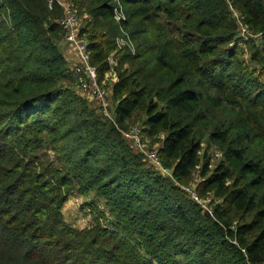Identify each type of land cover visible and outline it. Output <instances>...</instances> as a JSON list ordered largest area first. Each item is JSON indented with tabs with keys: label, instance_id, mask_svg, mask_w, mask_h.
<instances>
[{
	"label": "trees",
	"instance_id": "16d2710c",
	"mask_svg": "<svg viewBox=\"0 0 264 264\" xmlns=\"http://www.w3.org/2000/svg\"><path fill=\"white\" fill-rule=\"evenodd\" d=\"M66 1L114 119L77 88L59 4L0 0V264H264V0H118V25L112 0ZM141 114L171 176L121 134ZM197 168L212 214L182 188ZM73 193L111 222L96 202L67 224Z\"/></svg>",
	"mask_w": 264,
	"mask_h": 264
},
{
	"label": "built area",
	"instance_id": "2783aa9c",
	"mask_svg": "<svg viewBox=\"0 0 264 264\" xmlns=\"http://www.w3.org/2000/svg\"><path fill=\"white\" fill-rule=\"evenodd\" d=\"M54 2L59 4L63 11V17L59 20V24L64 30V44L70 45L76 57L72 67L75 72L80 74L77 77V88L81 94L94 102L95 107L101 114L113 121L114 117L113 111L110 110L109 91L102 83H99L96 67L89 62L90 54L87 51V41L78 34L81 28L80 17L78 16L79 12L76 7L66 0H48L49 8L52 7ZM111 4L113 7V20L115 23L120 24L121 21L125 19L123 7L118 0H112ZM118 31L122 36H115L114 38L117 48L121 49L122 46L126 44L133 50V45L127 32L121 26H119ZM107 60L108 64H111V66L116 64L113 53L108 55ZM121 134L132 142L133 147L137 151H141L145 155L152 163L151 165L159 169L162 174L171 176L170 170L168 171L167 168L162 166L155 150L148 151L144 149V139L141 136L140 127L138 125H134L123 131L121 130ZM215 155H217V153H215ZM182 188L188 192L191 199L198 203L205 212L212 214V208L209 203L210 198L199 197L195 191L194 184L182 186Z\"/></svg>",
	"mask_w": 264,
	"mask_h": 264
},
{
	"label": "rangeland",
	"instance_id": "374dc122",
	"mask_svg": "<svg viewBox=\"0 0 264 264\" xmlns=\"http://www.w3.org/2000/svg\"><path fill=\"white\" fill-rule=\"evenodd\" d=\"M68 3H70V2L68 1ZM81 12L82 13H80V16L79 17L80 18L82 17L83 18V22H84V18L88 17V15H87L86 11H84V10H82ZM78 15H79V13H78ZM61 17H63V12H62ZM116 24L118 25V23H116ZM244 32L245 31H242L241 30V34L244 33ZM115 36H122V34L118 31ZM239 45L242 46V47H244L243 43H241ZM123 46L128 47L126 44L123 45ZM67 64L70 67V63H67ZM110 66H111V64H110ZM110 71L113 72L114 77H112V78L105 77V78L102 79V81L104 83V86L107 87V88H109L108 90H109V100H110V104H111V106H114V103H116V101L112 97L111 85H113L114 82L117 80V75H116V72L115 71H113V70H110ZM110 90H111V92H110ZM85 99L88 100L87 98H85ZM91 105H92V103H91ZM137 117L138 118H136V119H138V120L136 122H133V123L128 122L127 123L128 125H127V127L124 130H126V129L134 126V125H138L142 129V126H143V115L142 114L141 115H137ZM123 138H125V137L123 136ZM142 138L144 139L143 140V145H144V149L145 150H148V151L155 150L156 151L159 148L158 145L160 144V140H162V138H163V134H160L157 137H146V136L143 135ZM125 140L130 145L133 146V144H132L131 141H129L127 138H125ZM202 142H204V141H202ZM202 144H203V147H202V149L200 151L201 153L203 152V150L206 147L205 143H202ZM132 148L134 149V147H132ZM211 156H212V164H214L216 161L219 160V158L212 151H211ZM145 159H146L148 165H151L152 164L147 158H145ZM199 168H197L194 171L193 177L191 178V181H190V184L196 185L197 182L199 181ZM210 197L212 198L211 195L209 196V198ZM96 202L97 201L95 200V198L92 195L84 196V195H80V194H77V193L71 194L68 197V201L64 204V206L62 208L66 223L69 224L70 226L74 227V228H83L85 226H88L91 223L92 218H93V214H94V212L90 208V205H92V204L96 205L95 204ZM97 206H98V208H100L101 210H103L102 212L104 213V219H105V216L108 217L107 216L108 215V212L105 210L104 207L101 206V204L99 202H97ZM106 221L111 222V219H109V217H108V220H106Z\"/></svg>",
	"mask_w": 264,
	"mask_h": 264
},
{
	"label": "crops",
	"instance_id": "0c3cea01",
	"mask_svg": "<svg viewBox=\"0 0 264 264\" xmlns=\"http://www.w3.org/2000/svg\"><path fill=\"white\" fill-rule=\"evenodd\" d=\"M61 48H62V50L64 52L63 54L65 56V59H66L67 63H70V67H72L73 66L72 64L75 62V59H76L75 54L73 52V49L70 47V45H67V46L61 45ZM105 77L112 78V77H114V74H113V72L108 71L105 74ZM62 212H63V209H62ZM63 215H64V213H63Z\"/></svg>",
	"mask_w": 264,
	"mask_h": 264
}]
</instances>
